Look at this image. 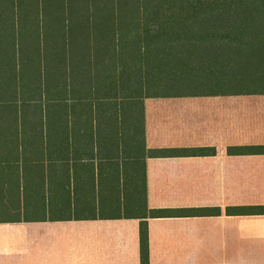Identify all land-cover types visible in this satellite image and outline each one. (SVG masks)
Wrapping results in <instances>:
<instances>
[{
  "label": "trees",
  "instance_id": "1",
  "mask_svg": "<svg viewBox=\"0 0 264 264\" xmlns=\"http://www.w3.org/2000/svg\"><path fill=\"white\" fill-rule=\"evenodd\" d=\"M263 86L264 0H0V206L17 201L7 170L19 147L49 143L62 155L71 143L135 160L131 180L117 184L131 188L121 190L125 201L137 191L148 212L144 100ZM246 150L264 146L230 149ZM140 236L150 264L144 223Z\"/></svg>",
  "mask_w": 264,
  "mask_h": 264
},
{
  "label": "crops",
  "instance_id": "2",
  "mask_svg": "<svg viewBox=\"0 0 264 264\" xmlns=\"http://www.w3.org/2000/svg\"><path fill=\"white\" fill-rule=\"evenodd\" d=\"M144 127L148 212L117 184L131 180L135 160L109 161L87 144L67 143L62 155L49 143L19 147L0 264H142L143 223L150 264H264V213L250 210L264 206V152L230 151L264 146V90L146 98ZM201 148L215 152H185ZM61 198L76 201L66 208Z\"/></svg>",
  "mask_w": 264,
  "mask_h": 264
},
{
  "label": "rangeland",
  "instance_id": "3",
  "mask_svg": "<svg viewBox=\"0 0 264 264\" xmlns=\"http://www.w3.org/2000/svg\"><path fill=\"white\" fill-rule=\"evenodd\" d=\"M255 89L256 90H264V86L263 87H256ZM241 90H245V88H241V89H229V91H241ZM125 208H126V206H125ZM0 209H1V206H0ZM13 210L14 209H12L11 211H13ZM126 210H128V209L126 208ZM126 210L124 211V213H121V214L122 215H126L127 214V211ZM3 218H4L3 215H0V219H3Z\"/></svg>",
  "mask_w": 264,
  "mask_h": 264
}]
</instances>
